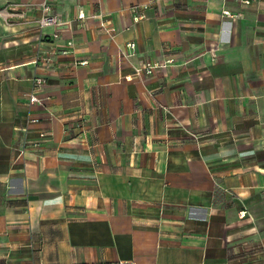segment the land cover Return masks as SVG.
<instances>
[{"label":"crops","instance_id":"obj_1","mask_svg":"<svg viewBox=\"0 0 264 264\" xmlns=\"http://www.w3.org/2000/svg\"><path fill=\"white\" fill-rule=\"evenodd\" d=\"M121 262L264 264V0H0V264Z\"/></svg>","mask_w":264,"mask_h":264},{"label":"built area","instance_id":"obj_2","mask_svg":"<svg viewBox=\"0 0 264 264\" xmlns=\"http://www.w3.org/2000/svg\"><path fill=\"white\" fill-rule=\"evenodd\" d=\"M245 3H248L249 0H244ZM40 8H41V11H42V15L41 17L38 19V26L40 28H44V27H48V26H52V25H57L59 24L60 20L59 18L51 12V8L49 7V5L46 3V2H42L40 4ZM84 17V14L80 13L78 15V18L79 19H82ZM99 17L101 18L100 19V22H99V28L105 32L106 34L110 35V36H113L114 35V32H115V28H113L112 26H108L106 21L102 18L101 15H99ZM143 16H141L140 12L135 10V15H134V18L133 20L136 22L138 21V19L142 18ZM54 37H57V35H54ZM128 46L130 48H134V44L131 43V44H128ZM82 63H86V62H82ZM154 66H150L149 64L145 67V71L146 72H149ZM139 70H137L138 72ZM42 84V79H36L35 80V85L36 86H40ZM39 101L37 100V98L33 95H30V104H33V103H38ZM189 215L191 217H195V218H200L201 217V214L200 212H197L195 210H191L189 212ZM120 264H134L133 262H121Z\"/></svg>","mask_w":264,"mask_h":264}]
</instances>
